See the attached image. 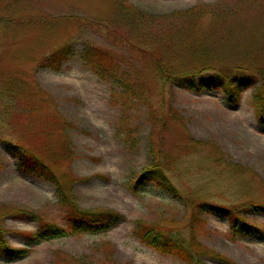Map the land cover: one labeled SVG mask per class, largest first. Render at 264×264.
<instances>
[{
    "label": "rangeland",
    "instance_id": "374dc122",
    "mask_svg": "<svg viewBox=\"0 0 264 264\" xmlns=\"http://www.w3.org/2000/svg\"><path fill=\"white\" fill-rule=\"evenodd\" d=\"M89 47L113 61L99 59L103 71L115 64V76L137 77L140 96L102 79L84 58ZM61 48L69 57L53 68L47 58ZM163 60L179 74L246 70L257 83L228 104L222 89L195 91L168 73L161 79ZM262 82L264 0H0V225L10 245L23 246L16 232L42 221L66 224L73 209L53 183L20 170L10 143L67 178L81 210L123 216L105 231L43 240L22 258L0 256V264H189L133 230L144 220L192 235V199L264 204V123L251 104ZM155 165L180 197L151 181L135 193L134 181ZM20 210L35 215L11 213ZM201 210L192 238L201 263L264 264V233L233 239L227 216ZM244 210L264 229L263 211Z\"/></svg>",
    "mask_w": 264,
    "mask_h": 264
},
{
    "label": "trees",
    "instance_id": "16d2710c",
    "mask_svg": "<svg viewBox=\"0 0 264 264\" xmlns=\"http://www.w3.org/2000/svg\"><path fill=\"white\" fill-rule=\"evenodd\" d=\"M69 54L70 52L68 49L61 48L57 50L55 54L47 58V63L53 68H60L61 61L67 60ZM84 58L91 62L92 67L96 72H98V74H100L102 79L110 80L111 77H113L118 84L123 86L125 92L137 97L140 96V93H137L136 91V89L138 90L137 77L134 78L133 76L127 74L124 75V73L121 77L115 76L116 74L113 70H115L118 66L115 64L112 70L108 69L103 71V67L100 65V60L106 62V65L108 66L113 65V61L110 60L109 62L108 60L110 58L107 57L106 54L103 55L100 50H95V48L89 47L87 50H84ZM157 66L160 70L161 79L164 80V74L168 73L175 83H179L182 87L186 86L187 88L195 91H214L222 89L226 95L227 103L233 105L240 102L242 99L241 95L247 87L253 86L254 82L257 83L256 76L246 70H238L236 73L237 75L232 77V75L229 76L222 70L205 67L200 69H189L183 74H179L170 69L171 66H169L168 62H165L164 60L161 62L159 61ZM108 71L110 73H108V77H105V74ZM259 85L260 87H257L253 93L251 104L254 108L256 117L261 123H264V82ZM8 147L13 150L17 161H19L20 170L25 175H32L38 179L53 183L61 202H63L66 206L69 204L72 205L73 209L67 208L65 211L66 215H64V223L66 224L62 225L55 221H42V223H40V227L35 231L33 230L28 232L21 230L16 232V234L22 236L25 240V244L21 247L13 246L12 244L10 245L9 239L5 236L10 231L0 225V256L10 260L18 257L22 258L28 255L33 245L39 244L43 242V240H51L55 237H62L72 233H96L99 231H105L110 226L117 224L119 219L123 218L119 212L110 210H81L75 203H73V201H71L70 197H68V189L71 182H69L67 178H65L62 174L58 175L56 170H54L51 165H48L31 149L13 143H10ZM165 173V169L161 165L146 168L132 185L135 193L139 192L141 189V182L144 181L145 183L147 181H151L155 185L162 187L168 193L180 197L176 186H174L172 180H170V176H167ZM192 203V206H190L192 207L190 214L191 218L188 225L189 230L193 232H191L192 235L186 236L180 230H174L170 233L168 232V229H163L157 224L147 223L144 220H138L133 230L135 236L145 245L152 247L159 253L168 254L170 256H178L180 259L185 260L189 264H205L200 262L199 252H197L196 249H193V242L195 244L196 240H192L193 234L200 229V226H202L204 221L199 217V212L197 211L198 208H202L200 215H202L204 211H207L208 213H213L221 217L227 216L232 230L230 237L233 239L236 238L235 236H256L264 233V229L261 228L260 225L257 223L254 224L242 215L244 209L249 211L257 210L258 212H264V204L249 201L244 202V204L240 206H224L218 202L214 203L199 199H192ZM194 204H197V208L193 207ZM11 213L19 217L29 214L35 215L32 211L24 210Z\"/></svg>",
    "mask_w": 264,
    "mask_h": 264
}]
</instances>
